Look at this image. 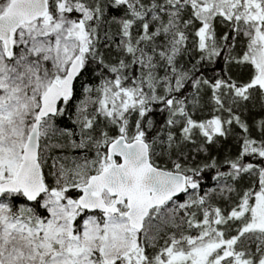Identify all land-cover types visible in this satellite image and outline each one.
<instances>
[{"label":"snow or ice","instance_id":"snow-or-ice-1","mask_svg":"<svg viewBox=\"0 0 264 264\" xmlns=\"http://www.w3.org/2000/svg\"><path fill=\"white\" fill-rule=\"evenodd\" d=\"M0 264H264V0H0Z\"/></svg>","mask_w":264,"mask_h":264}]
</instances>
